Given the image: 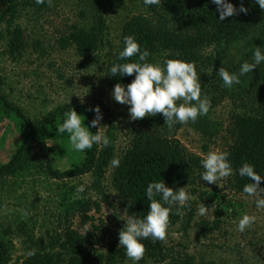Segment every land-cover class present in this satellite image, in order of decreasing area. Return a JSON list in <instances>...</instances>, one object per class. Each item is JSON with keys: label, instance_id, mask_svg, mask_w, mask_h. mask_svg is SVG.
Instances as JSON below:
<instances>
[{"label": "rangeland", "instance_id": "374dc122", "mask_svg": "<svg viewBox=\"0 0 264 264\" xmlns=\"http://www.w3.org/2000/svg\"><path fill=\"white\" fill-rule=\"evenodd\" d=\"M26 1L17 3L14 16V23L23 31L22 54L9 55L7 37L0 40V86L32 119L42 118L58 105L69 102H82L91 109L99 106L103 114L99 131L109 137L114 156L101 169L59 179L41 167L44 154L36 147L23 169L0 176V229L14 243L9 264L23 263L30 238L49 242L60 235L64 237L68 230L85 236L91 250L109 253L123 249V253L119 232L125 224L123 219L131 214L114 185L115 167L111 161L125 153L134 136L146 128L144 119L151 116L131 120L130 106L112 98L113 88L106 71L120 51L121 29L128 18L144 14L155 25L179 29L187 7L181 1L174 5L172 0H161L156 11H148L141 0H52L51 6L47 3L42 7ZM101 12L107 27L99 49L90 58L80 57L73 45L61 48L60 38L72 26L90 28ZM1 13L8 18L13 15L4 6L0 7ZM6 27L7 22L0 20V30L6 31ZM212 49L213 46L206 48L203 54L211 53ZM201 75L204 90L202 84L206 83L209 72L204 69ZM236 107L231 99L211 107V117L224 124V130L213 138L188 123H177L171 128L157 125L156 130L179 141L189 153L204 157L210 151H227L234 143V136L227 128ZM23 136L14 121L0 122V162L10 159ZM203 171L197 170L193 182L185 187L191 200L180 209L178 220L169 223L166 239L162 240L166 258L148 259L139 264H171L173 259L187 256L197 263L264 264V209L256 208L255 197L233 189L232 174L216 185L200 179ZM81 184L85 191L77 193L76 188ZM201 207L205 209L203 213ZM245 213L257 219L241 233L237 224ZM85 217L89 220L85 221ZM121 262L132 264L128 257Z\"/></svg>", "mask_w": 264, "mask_h": 264}, {"label": "trees", "instance_id": "16d2710c", "mask_svg": "<svg viewBox=\"0 0 264 264\" xmlns=\"http://www.w3.org/2000/svg\"><path fill=\"white\" fill-rule=\"evenodd\" d=\"M21 0H0L11 17L0 14V20L7 22L6 31L0 30V40L8 39V53L13 57L21 55L24 50V36L21 27L14 23L17 3ZM33 5L45 6V3ZM179 1L187 9L182 15V26L177 28L166 25H155L147 15H133L122 25L121 48L124 47V37L134 36L142 49L150 53L147 62L161 63L167 59H181L193 62L198 76L204 69L209 72L206 83L201 89L202 96L210 100L209 112L198 117L195 122H187L193 129L200 131L208 138L219 135L224 130V124L211 117V107L231 99L237 106L232 111L231 121L227 130L234 136V143L228 148V160L233 172L231 183L233 189L242 192L247 177H240L238 168L244 163L254 166L255 170L264 176V63L253 69V72L240 77V83L232 88L223 86V81L217 75L220 67L229 72H239L241 64L252 62L253 49L261 46L264 50V10L255 0H229L237 8L243 3L248 12L226 17L219 21L216 5L211 0H172L174 5ZM28 3V0L26 1ZM141 4L144 7L143 0ZM148 11H156L157 5L145 6ZM103 10V8H100ZM107 27L106 19L101 12L96 24L90 28L72 26L70 32L60 38L61 48L75 46L80 57L90 58L100 47L102 34ZM212 52L203 51L212 47ZM119 51V52H120ZM118 52V53H119ZM118 53L110 62L106 75L109 85L114 88L117 83L125 86L132 82V76H112L109 69L115 63L138 61V57L128 61L118 60ZM161 56V60H159ZM183 101H177L182 103ZM73 108L82 114L85 125L92 132L98 127H92L95 118L90 107L82 102H69L58 105L48 114L39 119L30 118L22 107L10 100V97L0 86V122L12 120L24 133L10 159L0 162V176L11 175L24 168L27 157L34 148L38 147L44 154L41 167L47 168L51 177L66 179L83 175L87 172L101 169L108 165L114 156L111 141L108 146L94 145L83 152L76 151L68 138V134H60L56 127L66 118L65 113ZM145 129L139 131L125 153L119 157V166L114 169V185L121 198L133 216L142 218L148 211L146 189L149 183L164 180L166 186L174 190L186 187L193 182L197 170L203 169L200 160L203 156L189 153L176 139L164 137L156 130L158 126L167 125L162 114H156L144 119ZM264 187V180L261 181ZM243 193V192H242ZM160 199L159 196L155 197ZM170 213V223L176 222L179 213ZM84 208V207H83ZM88 209V208H86ZM88 221V217H85ZM6 232L0 229V264H9L12 258L13 241L6 237ZM91 236L90 233H88ZM145 254L141 262L148 259H165L163 243L160 240L145 239ZM96 244V242H92ZM36 250L29 256L28 252ZM123 249H113L109 253L97 249H89L87 238L76 230H68L62 235L47 242L42 238H30L27 243V256L22 264H120L127 256ZM120 254H122L120 256ZM120 256V257H119ZM121 262V263H122ZM171 264H215L213 262H195L190 256L175 258Z\"/></svg>", "mask_w": 264, "mask_h": 264}, {"label": "clouds", "instance_id": "9594fccd", "mask_svg": "<svg viewBox=\"0 0 264 264\" xmlns=\"http://www.w3.org/2000/svg\"><path fill=\"white\" fill-rule=\"evenodd\" d=\"M37 4L45 3V0H35ZM161 0H143L145 6L158 5ZM216 5L219 13V21L226 17H232L239 13H247L243 3L237 8L229 0H211ZM49 6L52 0H47ZM255 3L264 10V0H255ZM150 53L145 48L142 49L137 39L128 35L124 37V47L118 53V60L128 61L129 58L137 56L138 61H129L113 64L109 71L112 76L121 77L127 75L135 77L126 86L122 83L114 85L111 93L112 98L120 103L129 105V117L131 120L143 119L146 116L162 114L165 123L171 128L179 123L184 124L189 121L195 122L198 117L209 112L210 100L207 96H202L201 82L196 66L193 62L181 59H167L161 63L147 62ZM264 63V50L261 46L253 49L252 62L245 61L241 64L239 72H229L226 68L220 67L217 75L223 81V86L232 88L234 84H239L240 77L253 72V69ZM182 100V103L177 101ZM96 115L91 121L92 127H97L103 119V114L99 106L90 109ZM82 114H78L73 108L65 113V119L56 127L58 133L68 134L69 141L76 151L83 152L91 149L94 145L108 146L109 137L102 131L92 132L89 126L85 125ZM230 153L227 151H210L200 160L204 169L200 174V179L209 184L218 185V181L232 174L233 168L228 160ZM119 159H113L111 164L119 166ZM240 177H247L242 192L248 197H255V206L264 209V187L261 181L264 176L260 175L249 163H244L238 168ZM85 191L83 184L76 188L77 193ZM159 196L160 199L155 197ZM146 197L149 201L148 211L142 218L128 215L124 227L119 232V246H123L125 255L132 261V264H139L145 254V246L142 242L145 239L153 241L165 240L169 227L170 213L178 214L180 209L186 207L191 200L190 192L185 187L173 189L166 186L164 180L151 182L146 189ZM201 213L205 211L203 207ZM27 212L24 213L27 216ZM255 215L243 214L238 221V231L243 233L247 228L256 222ZM36 250L28 252L29 256L35 255Z\"/></svg>", "mask_w": 264, "mask_h": 264}, {"label": "crops", "instance_id": "0c3cea01", "mask_svg": "<svg viewBox=\"0 0 264 264\" xmlns=\"http://www.w3.org/2000/svg\"><path fill=\"white\" fill-rule=\"evenodd\" d=\"M11 101H13L11 98H10ZM14 102V101H13ZM15 103V102H14ZM17 104V103H16ZM21 107V106H20Z\"/></svg>", "mask_w": 264, "mask_h": 264}]
</instances>
